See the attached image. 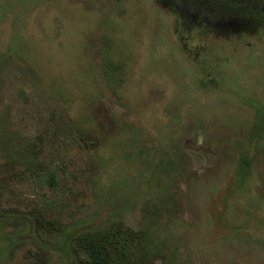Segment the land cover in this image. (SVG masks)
Masks as SVG:
<instances>
[{
	"label": "rangeland",
	"instance_id": "374dc122",
	"mask_svg": "<svg viewBox=\"0 0 264 264\" xmlns=\"http://www.w3.org/2000/svg\"><path fill=\"white\" fill-rule=\"evenodd\" d=\"M85 234L264 264V0H0V264H81Z\"/></svg>",
	"mask_w": 264,
	"mask_h": 264
},
{
	"label": "trees",
	"instance_id": "16d2710c",
	"mask_svg": "<svg viewBox=\"0 0 264 264\" xmlns=\"http://www.w3.org/2000/svg\"><path fill=\"white\" fill-rule=\"evenodd\" d=\"M50 161L47 166L39 168L34 176V180L37 185L42 186V188H47L60 196L61 193H69L70 186L76 181L75 172L67 167H62L56 165ZM54 196L52 200H48V207L54 208L56 206V199ZM39 226L48 228V220L40 219ZM50 222V221H49ZM48 225V226H47ZM42 239H46V233H40ZM56 236V235H55ZM52 235V237H55ZM110 241L108 235L104 236L102 234H85L81 238H72L71 245L75 253L76 258L81 264H104L107 261V255L109 253V244L104 241V238ZM98 238V239H96ZM118 264V263H112Z\"/></svg>",
	"mask_w": 264,
	"mask_h": 264
}]
</instances>
